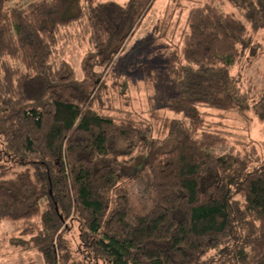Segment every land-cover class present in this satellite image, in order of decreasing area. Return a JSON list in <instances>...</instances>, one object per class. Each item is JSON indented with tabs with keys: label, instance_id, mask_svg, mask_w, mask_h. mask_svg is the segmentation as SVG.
Returning a JSON list of instances; mask_svg holds the SVG:
<instances>
[{
	"label": "trees",
	"instance_id": "1",
	"mask_svg": "<svg viewBox=\"0 0 264 264\" xmlns=\"http://www.w3.org/2000/svg\"><path fill=\"white\" fill-rule=\"evenodd\" d=\"M8 1L0 0V224L13 225L11 243L36 249L44 264H79L69 235L93 263L264 264V151L248 140L250 152H206L222 138L202 111L252 110L264 122V95L250 106L231 74L246 52L255 56L246 24L264 28V0H221L232 12L211 1L189 10L164 59V108L179 116L167 128L174 142L146 165L153 205L133 223L119 183L124 166L150 154L153 128L94 103L103 71L154 0ZM82 20L91 51L78 79L54 60L61 30Z\"/></svg>",
	"mask_w": 264,
	"mask_h": 264
},
{
	"label": "rangeland",
	"instance_id": "2",
	"mask_svg": "<svg viewBox=\"0 0 264 264\" xmlns=\"http://www.w3.org/2000/svg\"><path fill=\"white\" fill-rule=\"evenodd\" d=\"M31 1L34 0L8 1L5 7H24ZM113 1L123 3L126 0ZM207 1L214 3L222 12L235 10L221 0H154L137 30L118 50L109 68L99 70L103 73L102 83L95 93L99 100L94 103L96 110L101 114L114 115L128 111L134 118L146 119L152 125L153 139L156 141L148 156L133 160L122 170L124 177L119 184L128 194V221L131 223L137 215L147 213L153 205L146 165L152 160L155 152L171 148L174 142V139L166 138L167 128L169 120L179 116L164 108L166 99L170 96L167 95L169 83L164 74V59L171 51L172 43L182 40V34L187 30L186 18L189 10ZM234 15L244 22L237 11ZM246 26L254 37L255 56L250 59L246 52L244 58L231 67V74L237 78L239 87L252 106L264 95V28L254 30L251 25ZM151 34L153 40L150 39ZM55 49L54 64L57 65L64 59L73 67L76 77L82 78L81 62L91 51L87 22L82 20L63 28L58 35ZM160 71V75L155 73ZM202 111L207 113L206 120L210 129L223 139L213 148H207L206 152L224 155L242 150L244 153L252 151L251 147H254L258 154L264 151V122L260 121L252 110L241 113L202 108ZM248 140L252 141L254 146L244 143ZM12 226L9 222L0 224V264H44L36 249L19 250L11 243ZM67 238L72 247V258H75L72 261L79 264H104L83 259L86 252L82 244H79L78 237L69 235ZM58 264L62 262L59 261Z\"/></svg>",
	"mask_w": 264,
	"mask_h": 264
},
{
	"label": "crops",
	"instance_id": "3",
	"mask_svg": "<svg viewBox=\"0 0 264 264\" xmlns=\"http://www.w3.org/2000/svg\"><path fill=\"white\" fill-rule=\"evenodd\" d=\"M2 254H4V252H2Z\"/></svg>",
	"mask_w": 264,
	"mask_h": 264
}]
</instances>
